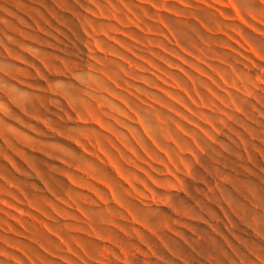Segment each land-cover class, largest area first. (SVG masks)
<instances>
[{
	"label": "rangeland",
	"instance_id": "374dc122",
	"mask_svg": "<svg viewBox=\"0 0 264 264\" xmlns=\"http://www.w3.org/2000/svg\"><path fill=\"white\" fill-rule=\"evenodd\" d=\"M0 264H264V0H0Z\"/></svg>",
	"mask_w": 264,
	"mask_h": 264
}]
</instances>
